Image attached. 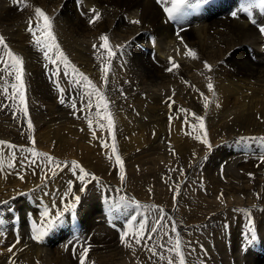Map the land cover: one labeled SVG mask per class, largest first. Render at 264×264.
I'll return each instance as SVG.
<instances>
[{
    "label": "bare ground",
    "instance_id": "6f19581e",
    "mask_svg": "<svg viewBox=\"0 0 264 264\" xmlns=\"http://www.w3.org/2000/svg\"><path fill=\"white\" fill-rule=\"evenodd\" d=\"M24 2L33 7L42 8L53 18L57 41L71 63L88 76L97 87H101L105 95L108 90L102 87L100 64L96 59L97 52L92 46L100 44V35H107L114 48L117 45L124 46L112 61L108 80L109 83H113V94L119 95L115 98L116 105L112 101L109 102V110L115 121L116 144L124 164L142 154L139 158H142L143 162L150 161L158 151L167 148L169 158L171 156L173 160L183 159L193 147L201 143L193 138L197 133L184 123L185 114L179 109L183 108L190 113L194 112L204 117L208 139L213 147L209 151L203 145L205 148H200L189 166L184 168L178 180L180 184L185 182L182 188L189 183L192 185V190L198 192L193 201L200 204L194 203V207L199 209L200 205L205 207V209H198L195 218L194 214L192 216L187 213L189 209L184 211L185 205H191L189 203L192 196L188 195L190 189L184 188L185 193H182L179 198L180 206H177L175 210L176 217L182 211L184 212L183 217H180L182 219H176L178 227L181 228L178 229L185 230L186 234L187 231L192 234L185 243L192 251L187 256L188 264H231L233 262L230 261V256L238 264H245L238 252L242 244L246 248V264H264V162L261 161L264 152L243 150L245 146L264 145V36H261L258 28L251 24L247 14L240 11L241 8L250 3H256L257 0H203L201 4L189 6L184 10L182 22L172 20V27L164 23L158 9L159 6L154 5L153 0H24ZM16 6L18 7H15L13 0H0V35L6 38V42L16 54L24 58L26 80L29 86L34 88L32 89L33 99H28L29 116L35 128L33 134L36 138V146L34 148L44 151L52 147L53 149L49 150L50 153L41 151L52 157L51 152L56 146L54 155L57 159L59 157L70 159L79 155L87 159L90 157L88 152L97 153L100 144L99 148L96 145L89 146L90 141H85L84 135L89 139L91 136L89 133L92 130L111 138L106 128V121L93 124V129H89L86 119L89 114H86L88 109L85 108V89L69 84L74 77L71 74L64 76L62 66V78L58 79L60 86L64 89L65 101L69 99L76 101L77 109H82V111H74L71 106L62 111L64 104L60 103L61 94L57 87L51 96H47L48 99L44 97L40 89H43L45 84L41 70L46 68L45 61L42 54L31 44V35L26 30L27 21L30 18L33 24L36 22L34 12L29 8L21 10L20 3ZM92 8L101 13V19L94 25L88 22L92 16ZM234 12L237 13L235 17L232 15ZM239 12L242 14L240 18L245 21L237 19ZM258 14L259 10L254 9V17L264 22V18L258 17ZM133 19L141 23L132 24L130 21ZM177 31L180 32V36L187 45L197 52L198 60L193 61L184 56L185 49L176 36ZM169 57L180 65V68L174 70L173 73L166 71V68L170 66ZM204 61L213 65V73L204 71ZM47 68H50V65ZM208 75L213 78L214 97L207 91L208 81L205 76ZM9 81L14 82L11 78ZM184 81L188 83L185 84ZM2 83L3 80H0V84ZM200 92L212 100L207 111L203 108ZM170 96L175 103L168 99ZM39 98H46L52 102L51 107L47 105L51 108L49 111L51 120L41 119L40 115L35 112L42 106ZM11 103L0 92V140L17 145L16 149L0 146V233H5L4 240L0 241V264H10V261L13 264H49L47 256L57 264H79V248L74 252L69 251L68 255V251L59 248L53 242L43 247L39 245V242L33 241L31 236L26 237L30 232L28 227L24 226L27 218L26 212L30 214V220L39 223V213L43 208L49 206L53 214L63 209L64 200L71 197L64 195L68 190V183L71 181L73 191H76L80 187V182L70 168L71 159L65 160L64 164L58 163L61 165L59 169H56L54 165H49L46 160L42 162L44 158L41 166L38 164L33 166L32 161L27 162L24 147L29 144L25 143V146L19 144L17 138L20 134L22 138L26 137L24 135L30 132L25 127L26 124L18 127L21 121L13 118L15 112L13 108L2 107V105ZM169 104H172L171 108ZM217 104L219 107L216 106ZM90 112L95 115L96 108H92ZM67 113L75 114V117H70L72 120L79 118L85 120V122L80 121L84 123V126L79 128L70 124L66 127V131H59L57 124L51 121L56 120L57 117L62 119L63 114ZM131 114H134L137 120H130ZM170 116L172 117L171 123L169 122ZM189 119L191 120V117ZM101 124H104L105 128L101 129L99 127ZM185 133L191 134L186 135ZM46 138L54 145L52 146L51 143L49 145ZM67 140L70 143L65 142ZM68 144L70 146L68 150L71 149V152L63 150ZM107 144L110 152L111 141ZM104 150L107 152V148L104 147ZM54 160H56L55 157ZM96 161L99 163L100 159ZM84 162L83 164L90 165V168L96 166L90 158ZM101 162L103 166L96 169L98 176L99 174L104 175L105 177L101 176L102 180L109 179L110 187L118 189V185L114 187L115 185L112 184L120 182V180L117 182L118 178L115 179L116 175L113 173V168L118 166L114 162V157L112 160ZM10 163L12 167L8 166ZM64 165H69V167H64ZM246 167L259 168L263 172H255L254 169L249 172L250 177H245ZM53 170L56 175H52ZM46 174L48 178L45 180L43 178ZM21 175L24 177L23 180L19 178ZM150 179L155 182V178ZM100 189L103 190V188ZM113 189L110 191L114 198L116 193ZM90 190L91 184L88 185L86 193H77L82 197L78 211L85 217L87 226L90 224L91 229L97 228L91 239L86 241L93 249L92 255L89 252L90 261L86 264H92V262L94 264H119L118 260H122L120 264H167L166 260L160 261L156 258L146 260L145 258H148L151 253L145 247L135 245L131 235L128 239L136 248L135 253L125 248L120 239L117 240L114 232L108 231L107 235H103L105 229L109 230L104 226H112L107 222L102 223L104 217L99 214L97 206L100 195L95 192L89 193ZM109 193L107 189L106 194L110 195ZM114 199L119 200V198ZM108 200L102 197V201L109 205ZM172 201L174 202L173 199ZM128 202L125 200L126 205H134L132 209L134 214L131 218L128 217V222L133 224L140 208L136 210L135 204ZM137 202L142 203L139 200ZM53 203L56 207H52ZM13 206L19 210L29 208L26 212L23 210V213H19L22 219L19 218L15 224L20 229V235L16 238L12 236V230L8 226L12 217H16L14 213L17 212L10 211ZM114 206L118 207L117 211L115 213L108 211L105 215L106 221L110 218L113 223L118 222L112 214L121 217H125L126 212L130 214L125 209L124 215L119 205ZM211 207H216L211 219L210 216L204 218L210 215ZM250 221L256 232L254 241L249 240ZM124 222L126 223L127 220ZM17 231L18 229L15 230L16 233ZM242 232L248 238L247 242L236 243ZM193 234H199L197 241ZM18 237L20 243L16 244L13 252L6 251L8 247L15 244ZM27 238L29 243H27ZM153 241L156 240H151L148 245L152 246L157 243ZM199 242H202V245L198 246ZM139 256L144 259L140 257L142 261L139 260ZM126 260L131 262L126 263Z\"/></svg>",
    "mask_w": 264,
    "mask_h": 264
},
{
    "label": "snow or ice",
    "instance_id": "6c2138e0",
    "mask_svg": "<svg viewBox=\"0 0 264 264\" xmlns=\"http://www.w3.org/2000/svg\"><path fill=\"white\" fill-rule=\"evenodd\" d=\"M203 0H156V3L160 6L163 10V13L167 17L168 20H177L178 22H182L183 20V13L184 10L189 6H197L201 4ZM13 3H20L22 5L21 10L23 8H29L34 12L35 24H33L32 18L27 21V32L31 35V44L33 47L39 51L43 59L45 61V67L47 68L48 65L53 66V70H51V75L56 77L57 79L54 81L56 84L57 89L60 92V103L65 104L64 98V89L60 86L59 83V75L61 72V66L63 68L64 76L72 75L74 77V82L77 86H80L85 89V108L89 111L95 106L96 112L95 117L88 115L86 119L88 120V127L89 129H93V118L103 119L106 120V128L107 131L111 134V155L108 157L109 160H112L114 157V162L116 165L119 166L120 172V180L123 182L126 178L125 168H124V161L119 154L117 144H116V135H115V121L112 116L111 111L109 110V100L106 97L105 93L102 91L101 87H97L96 84L93 83L92 80L88 78L83 72H80L78 68H76L71 61L69 60L68 56L65 54L63 49L61 48L60 44L57 41V37L54 31V23L53 18L50 17L42 8L40 7H33L31 4L25 3L24 0H13ZM258 9L259 15L264 18V0H257L256 3H250L246 7L240 9V11L247 14V18L251 22L252 25L256 26L259 30L261 36H264V22L259 21L253 15V10ZM92 16L89 18V24L94 25L101 19V13L97 11V9H91ZM235 17L237 13H232ZM132 24H140L141 21L133 19L130 21ZM183 31V29H181ZM177 38L180 40V43L184 46L185 52L184 56L190 58L191 60L195 61L198 60L197 52L190 48L187 43L184 41L183 37L180 36V32H176ZM100 44L96 45L93 44V49L96 50L97 56L96 59L99 61L100 64V73H101V80L103 81L102 87H107L108 80H109V73L112 67V61L114 58L117 57L118 51L121 50L124 46L117 45L114 47L110 44V39L107 35H100L99 36ZM102 50V51H101ZM0 80H3V83L0 84V92L3 93L4 97L10 100L12 103L10 105H2L3 108L11 107L15 110L14 117L18 118V115H22L26 118L27 127L31 131L33 130V123L31 118L29 117V110H28V101H27V88L25 85V68H24V58L18 54H16L9 44L6 42V38L3 35H0ZM169 67L166 68V71L169 73H173L174 70H178L180 65L176 63L173 58L169 57ZM203 68L206 73H213L214 68L213 65L209 64L207 61L203 62ZM202 75L204 73H201ZM9 78L12 81L10 82ZM207 82V91L211 93L212 96H215V87L213 84V78L211 75L205 76ZM187 84V81H184ZM9 89L11 91L9 92ZM199 91L198 89H194ZM175 92L173 91V96ZM200 96L203 100V108L205 111L210 107L212 104V100L209 99L207 95L203 92H200ZM172 100L170 96L168 98ZM219 107V105H216ZM71 107L74 111H82V109H77L76 101H72ZM169 107H172V104H169ZM180 112L184 113V123L188 124L193 131L197 134L193 136L194 139L199 140L201 144H203L209 151L212 149V144L208 139V132L205 127V120L204 117L198 115L194 112L190 113L188 110L180 108ZM191 117V120L189 119ZM172 117H169V122L171 123ZM101 129L105 128L104 124L99 125ZM189 135L191 133H185ZM29 140L32 141V144L35 145V140L30 135L28 137ZM93 139H96L95 131H93ZM0 146L6 147L8 149H16L17 145L7 143L6 141L0 140ZM103 147L107 148V142L103 143ZM30 154L35 158H44L48 161L49 165H54L56 169L61 168V165L56 163L54 158L48 156L45 153H40L35 150L33 147L32 149H27ZM170 151H172L170 149ZM174 154V153H173ZM15 155V154H13ZM261 161L264 162V157H261ZM35 163V161H32ZM12 167L13 165L10 163L8 165ZM64 167H69V165H64ZM70 168L72 170L73 175L76 179L80 182V187L73 191V184L70 181L68 183V190L64 194L65 197L71 196L72 201L66 202L64 204L63 209L55 211L53 214L52 208L49 206H45L43 210L39 213L40 220L39 223L36 221L32 222V233L31 239L36 242H42L46 236L54 229L59 227V225L63 222V218L67 213H71L72 215L76 214L77 206L81 203V195L77 193H85L88 185L93 181L99 182L97 177L92 175L91 173L87 172L81 165H79L76 161H72ZM52 175H56V172L53 170ZM21 180L24 179L23 175L19 177ZM47 174L43 179H47ZM175 191V189H174ZM222 195V194H221ZM175 198V197H174ZM122 202L124 198H121ZM128 203L135 204L138 208L140 205L135 201H130ZM52 207H56L55 203H53ZM158 218L157 222L154 223L151 228H148L145 222H140L138 227H133L132 224L128 225V230L123 231L120 235V241L125 248L131 249L133 253H135L136 248L133 246L132 242H129V235H131L134 239V244L137 246H142L147 249L148 252L151 253L152 256L158 257L160 261H165L167 264H188L187 256L190 255V249L188 245L184 243L181 238L180 233L177 231L176 225L173 223L171 225V233H174L175 236L169 235L167 231L163 233L164 236H167L168 239L166 243H161L157 241L155 245L149 246L146 241L153 240V236L157 234L161 228L162 222L165 218V211L163 208L158 209ZM249 240L254 241L256 239V232L255 229L251 226V221L249 222ZM151 233V234H149ZM20 240L17 239L15 244L8 247L7 251L9 253L13 252L16 244H19ZM170 245V247H168ZM157 247L164 249L166 248L169 255L165 257L164 255L157 252ZM91 250V245L81 246L79 249V264H86V261L89 260V252ZM10 264L13 262L10 261ZM94 264V262H92Z\"/></svg>",
    "mask_w": 264,
    "mask_h": 264
},
{
    "label": "rangeland",
    "instance_id": "374dc122",
    "mask_svg": "<svg viewBox=\"0 0 264 264\" xmlns=\"http://www.w3.org/2000/svg\"><path fill=\"white\" fill-rule=\"evenodd\" d=\"M16 4L17 3H15L14 5H15V7H18V6H16ZM154 5H156V3H154ZM158 9H159V7H158ZM258 17H261L259 14L257 15ZM170 27H172V26H170ZM51 68V69H50ZM50 68H45V69H41L42 70V76L45 78V84H44V86H43V89H40L43 93H44V97H46L47 99H48V97L49 96H51V94H52V92H55V88H56V84H55V80L57 79L56 77H53L50 73H51V70H53V67L50 65ZM62 74L63 73H61L60 72V75H59V79L61 80V78H62ZM47 75V76H46ZM50 76V77H49ZM61 76V77H60ZM73 77V76H72ZM47 79V80H46ZM24 80H25V85H26V88H27V101H28V99L30 98V99H33V93H34V91L32 92V89L34 90V88H32V87H30L29 86V83L27 82V80H26V76H25V78H24ZM59 80V81H60ZM73 80V79H72ZM72 80H70L69 81V84H71V85H73L74 84V86L76 87L77 85H75V83H73L72 82ZM111 82V81H110ZM109 83V82H108ZM112 83V82H111ZM111 83H109L108 85H107V87H106V90H108V93L106 94V96H108L107 98L109 99V102H113L115 105H116V102H115V98H117L119 95H117V94H113V89H114V87H113V83L111 84ZM48 85V86H47ZM110 90H109V89ZM31 90V91H30ZM47 93V94H46ZM37 96V95H36ZM48 96V97H47ZM114 96V97H113ZM46 98H39V100H40V102H41V108L39 109V110H37V111H35L38 115H40L39 117H41V119L43 118H45V119H50V112L49 111H51V101H48ZM45 101V102H44ZM70 101V102H69ZM69 101H65V104H64V109H62V111H64L65 109H67L68 108V106H71V105H69V104H72V101L69 99ZM43 102V103H42ZM49 103H50V105H49ZM67 104V105H66ZM50 106V107H48V106ZM44 106H46V107H44ZM95 106H93V108H94ZM46 108H47V110H46ZM50 108V109H49ZM46 110V111H45ZM45 111V112H44ZM90 111L89 110H87V113L86 114H89V115H91V116H95L93 113H89ZM41 114H42V116H41ZM47 114H49V115H47ZM46 115H47V117H46ZM75 114H70V113H67V114H63V118L62 119H59L58 117H57V121L56 120H54V121H51L53 124H57L56 126H57V128L59 129V131H66V127L67 126H70V124L71 125H76V126H78L79 128H81V127H83L84 126V123H81L80 121H83V122H85V120H82V118H79V119H77V120H72L70 117L71 116H74ZM45 116V117H44ZM132 116V117H131ZM30 117V116H29ZM75 117V116H74ZM131 118V119H130ZM129 119L130 120H137V117L134 115V114H131L130 116H129ZM32 120V119H31ZM51 120V119H50ZM18 121H21V122H19L18 123V127L20 126H22V125H25V127H27V121H26V118H24L23 116L22 117H18ZM42 121V120H41ZM67 121V122H66ZM69 121V122H68ZM106 120H103V119H96V118H94L93 120H92V123L93 124H98V122L100 123V122H105ZM21 123H23V124H21ZM32 123H33V121H32ZM68 123V124H67ZM79 123V124H78ZM83 124V125H82ZM62 125V126H61ZM65 125V126H64ZM27 129H28V127H27ZM29 130V129H28ZM34 130H35V128H34V123H33V130H29L28 132H30V133H26L24 136H26V137H23L22 138V136H21V134H20V137L19 138H17L16 140H17V142L19 143V144H22V145H26V144H29V145H26L24 148H25V151L27 150V149H30L31 147H34V146H36V144L35 145H33L32 144V141L31 140H29L28 139V137L31 135L32 136V138L35 140V142H36V138H35V135L33 134L34 133ZM106 131L104 130V133H105ZM54 133V132H53ZM34 135V136H33ZM54 135V134H53ZM89 135H91L90 137H89V139H87L86 138V135H84V138H85V141H87V142H89L90 141V143H88V145L89 146H99V144H100V148H99V150H98V152L96 153V152H93V151H91V152H88V155L90 156V157H88L87 159H86V157H84V156H82V155H79L78 157L76 156V157H73V158H70V159H67V158H58L57 159V156H55L54 155V152H55V149H56V146H55V149H54V151L53 152H51L52 153V155L56 158V160H55V162L56 163H62V164H64V162L66 163V161L67 160H70L69 161V163L71 164L72 163V161H76L79 165H81L87 172H89V173H91L92 175H96L95 177H97V179H98V183L96 182V181H93L92 183H90L91 184V190L89 191V193H92V192H95L96 194H99L100 195V197H99V200H98V203H97V206H98V208H99V214L100 215H106V213L108 212V211H110V212H112V213H115L116 211H117V209H118V207L117 206H114V205H119L121 208H122V212H123V214L125 215V213H124V211H125V209L127 210V211H129L130 212V214H128L127 212H126V216L124 217H121V216H119V215H117V214H112V217H114L115 218V220H117L118 222L117 223H113L115 226H112V227H106V226H104L105 228H108L109 230H104L103 231V235H107V232L108 231H112V232H114L115 234H116V236H117V233L119 232L120 234L123 232V231H127V229H128V225L129 224H131V223H129L128 222V217H132V215L134 214V212H133V207H134V205H126L125 204V202H122V200L120 199V198H124V201L125 200H128L129 202L130 201H135V202H137V200H139V201H142V203H139V202H137L141 207H138V208H140L139 209V211H138V213H137V215L135 216V219H134V223L132 224L133 225V227H135V226H137V225H139V223L140 222H145L146 224H147V226H148V228H151V226L154 224V223H156L157 222V218H158V215H159V213H158V209H160V208H163L164 209V211H165V218H164V220H163V222H162V225H161V228H160V230H159V232L157 233V234H155L154 236L155 237H153V239L154 240H156V241H153V243H155V242H157L158 240H160V242L161 243H166V241H167V239H168V237L167 236H164L163 235V233L165 232V231H167L168 233H169V235H171V236H175V234L174 233H171V224H175L176 225V227H177V229L179 228L178 227V222H177V220L176 219H178V218H180V217H183V211L176 217V207L177 206H180L179 205V198L182 196V193L184 194L185 193V189L186 190H188V189H190V191L188 192V195H192L191 196V201H190V203L189 204H191V205H185L184 207H183V209H184V211L185 210H188V214L190 215H192L193 216V214L195 215L196 214V212L198 213V211L202 208V209H205V207H203L202 205H200L201 206V208L199 209V208H196V207H194V203H199V202H194L193 200H194V198H195V196H196V194L198 193V192H194L193 190H192V185L191 184H189V183H187L185 186H184V188H182L183 186H182V184L183 183H185L184 181L182 182V184H180V181H178L179 179H180V177H181V175H182V173H183V171H184V168L186 167H188L189 166V163L193 160V158L195 157V155L198 153V151L200 150V148L202 147V149L203 148H205V147H203V144H200V145H196L195 147H193L192 148V151L187 155V156H185V157H183V159H172L171 158V156H170V158H169V156H167V154L169 153L168 152V148L167 149H163V150H160V151H158V153L154 156H152L151 158L152 159H150V161H147V162H143V159L142 158H139V157H141L142 155H139L138 157H136V159H134V160H129V161H127V162H125V164H124V168H125V174H126V178H125V180L123 181V182H121V180H120V172H119V166H117V167H114L113 168V173L116 175L115 176V179H117V182H118V180H120V182H118L117 184H115V183H112V184H114L115 186L114 187H116V185H118V189L117 188H115V189H113V188H111L110 187V185H109V183H110V181H109V179H104L105 181H103L102 180V177L101 176H103V177H105L104 175H100L99 174V176H98V173H97V171H96V169L97 168H99L100 166H103V164H102V162L101 161H109V156L111 155V148H109V150H110V152L108 151V147H107V152H105V150H104V147H103V143L104 142H107V143H110V141H111V138H110V136H107V135H104V134H101V133H99V132H96L95 131V135H96V139H93V131L91 130V132L89 133ZM102 135V136H101ZM57 136V135H56ZM98 137H100V139L98 138ZM21 138V139H20ZM98 138V139H97ZM108 138H110V139H108ZM24 139V140H23ZM102 139V140H101ZM46 140H48L49 141V145H51L52 144V146L54 145L48 138H46ZM89 140V141H88ZM98 140V141H97ZM108 140H109V142H108ZM26 141V142H25ZM28 141V142H27ZM70 141V140H69ZM93 141V142H92ZM104 141V142H103ZM42 143H45L44 141H41ZM63 142V141H62ZM65 142H67V143H70V142H68V140L67 141H65ZM96 144H95V143ZM26 143V144H25ZM51 143V144H50ZM111 143H112V141H111ZM81 144H83L82 142H81ZM92 144H94V145H92ZM88 145H86V146H88ZM28 146V147H27ZM31 146V147H30ZM101 146H102V148H101ZM30 147V148H29ZM70 146H69V144H68V146H66L65 148L66 149H63V150H65V152H69V150H70V152H71V149H69L68 150V148H69ZM32 149V148H31ZM51 149H53L52 147H50L49 149H47V150H44V151H42V150H39L38 148L37 149H35L37 152H40L41 153V151L42 152H49V150H51ZM103 149V150H102ZM166 152H165V151ZM243 150L244 151H261V152H264V145H261V146H259V147H244L243 148ZM100 152V153H99ZM105 152V153H104ZM50 153V152H49ZM100 155H99V154ZM163 153V154H162ZM26 158H27V162H31V161H35V163H32L31 162V164L34 166V165H39V166H41V165H43V164H41L42 162H44L46 159H44L43 160V158L41 157V159L40 158H35V157H33L31 154H30V152L29 151H26ZM92 154H93V156H92ZM242 154V153H241ZM107 155V156H106ZM52 156V157H53ZM99 156V157H98ZM102 158H101V157ZM159 156L162 158V160H160L161 158H159ZM53 157V158H54ZM84 157V158H83ZM156 157V158H155ZM166 157V158H165ZM74 158H76V159H74ZM91 159L92 160V162H95V164H96V166L95 167H93V168H90V165L89 166H85L83 163H85L84 161H87L88 159ZM94 158V159H93ZM85 159V160H84ZM97 159H100V162L99 163H97ZM138 159H140V160H138ZM170 159V160H169ZM171 159H172V161H171ZM43 160V161H42ZM66 160V161H65ZM81 162H80V161ZM157 160V161H156ZM165 160V161H164ZM42 161V162H41ZM134 161H136V162H134ZM174 161V162H173ZM177 161V162H176ZM46 162H48L47 160H46ZM161 162H163V163H161ZM165 162V163H164ZM170 162V163H169ZM179 162V163H178ZM105 163V162H104ZM139 163V164H138ZM172 163V164H171ZM181 165L180 167H179V165ZM166 166V167H165ZM127 167V168H126ZM165 169H164V168ZM168 169V171H167V169ZM166 171H164V170ZM183 169V170H182ZM244 169V168H243ZM255 168H252V167H246V174H245V177H250L249 176V172L250 171H253ZM177 170H178V172H177ZM115 171V172H114ZM164 171V172H163ZM255 172H263V170H261V169H259V168H256L255 170H254ZM173 172V173H172ZM180 172V173H179ZM164 173H166L167 175H165ZM36 174H38V172L36 173ZM135 174V175H134ZM178 174V175H177ZM170 175V176H169ZM135 178H134V177ZM167 176V177H166ZM117 177V178H116ZM129 177V178H128ZM140 177V178H139ZM166 177V178H165ZM146 178V179H145ZM150 178H155L154 180H155V182H152L151 181V179ZM157 178V179H156ZM165 178V179H164ZM129 179V181H127ZM168 179V180H167ZM183 180H185L184 179V177H183ZM125 181H126V183H125ZM135 181V182H134ZM104 183V184H102V183ZM139 182H141V183H139ZM139 183V184H138ZM142 186H141V185ZM128 186V187H127ZM153 187V188H152ZM100 188H103V190L102 191H104V193H102V196H101V194H100V192H99V189ZM120 188V189H119ZM129 188V189H128ZM152 188V189H151ZM168 188V189H167ZM47 189H49V187H47ZM46 189V190H47ZM107 189H108V191L110 192L109 194L111 195H107L106 193H107ZM110 189L112 190L113 189V191L116 193V195H115V197L114 198H119V200H121V201H117V200H115L114 198H113V193L110 191ZM122 189V190H121ZM174 189H175V191H174ZM145 190V191H144ZM147 191V192H146ZM161 191V192H160ZM87 192V191H86ZM85 192V193H86ZM128 194H127V193ZM118 193V194H117ZM132 193V194H131ZM165 193V194H164ZM170 196H169V195ZM174 194V195H173ZM122 195H123V197H122ZM128 195V196H127ZM126 196V197H125ZM175 196V198H173ZM102 197H104V198H108L109 200L108 201H110V204L108 205L107 203H104L103 201H102ZM132 197V198H131ZM166 197V198H165ZM178 197V198H177ZM171 199V200H170ZM172 199L174 200V202L172 201ZM64 200V199H63ZM68 200V201H67ZM169 200V201H168ZM71 202L72 201V197H70L69 199H66V200H64V203H66V202ZM168 202V203H167ZM173 203V204H172ZM177 203H178V205H177ZM200 204V203H199ZM80 205V204H79ZM79 205L77 206V211H76V214L75 215H72L71 216V213H67L65 216H64V218H63V222L59 225V227H57L56 229H54L52 232H50L49 234H48V237L50 238V241H49V243H51V242H53V243H55L59 248H61V249H64L65 251H68V255H69V251L70 252H74L76 249H80V247L81 246H87V245H89V244H87L86 243V241H89L90 239H91V237H92V235H93V233L97 230V228H93V229H91V225L89 224L88 226H87V224H86V219H85V217L78 211V207H79ZM196 205V204H195ZM191 206V207H190ZM10 208H12V207H10ZM137 207H136V210L138 209ZM195 208V209H194ZM214 208V209H213ZM215 208L216 207H211V209H210V215H207V216H205L204 218H206V217H208V216H210L209 218L211 219V215L214 213V211H215ZM217 208H219V207H217ZM13 209V210H12ZM10 211H12V212H17V213H14L15 215H16V217L19 219L20 217H21V215L19 214V213H23V212H26L27 211V209H29V208H26L24 211L22 210V209H20L19 210V208H15L14 206H13V208H12ZM116 209V210H115ZM124 209V210H123ZM178 209H180V208H178ZM182 209V210H183ZM191 209H193L191 212H189ZM199 209V210H198ZM15 210V211H14ZM19 210V211H18ZM196 210V211H195ZM23 211V212H22ZM168 211V212H167ZM171 211V212H170ZM157 212V213H156ZM145 213H147V214H145ZM227 213V212H226ZM140 215V216H139ZM72 217V219H75V221H76V223H77V227H72L71 225H70V222L68 221V219H67V217ZM149 217V218H148ZM194 218L196 217V215L195 216H193ZM102 218V217H101ZM101 218H97V219H101ZM147 218V219H146ZM20 219H22V218H20ZM96 219V220H97ZM109 219V220H108ZM107 219V221L105 220V219H103L102 220V223H105L106 224V222H111L112 221V219H110V218H108ZM180 219H182V218H180ZM16 220V219H15ZM125 220H127V222L125 223L124 221ZM174 220V221H173ZM28 221V222H27ZM34 220H30V217H27L26 218V223H27V227H28V230L30 231L29 232V234L28 235H26V237H28V236H31V233H32V222H33ZM138 221V222H137ZM31 222V223H30ZM113 222V221H112ZM180 222H182V220H180ZM199 222H201V221H199ZM29 223H30V225H29ZM102 223H100V224H102ZM179 225L181 226V223H179ZM8 226H10V224L8 225ZM30 226V227H29ZM30 228H31V230H30ZM114 228H117V230H113ZM244 228H245V226L243 227V230H244ZM179 229H181V228H179ZM178 229V230H179ZM177 230V231H178ZM179 233H180V235H181V238H182V240L184 241V243H186V239L189 237V236H191L192 234H190V232L189 231H187V234H186V231L185 230H182V231H178ZM114 233H113V235H114ZM150 234V233H149ZM20 235V229L18 228V231H17V234H16V236H19ZM188 235V236H187ZM194 235V237L196 238V241H197V239H198V237H199V234H193ZM244 235V236H243ZM247 237L245 236V233L244 232H242L241 234H240V237L238 238V242H236V243H239V242H241L242 241V243H246L247 242ZM245 241V242H244ZM147 242V244H149V242L150 241H146ZM27 243H29V239L27 238ZM40 245V244H39ZM50 245V244H49ZM150 245V244H149ZM187 245V244H186ZM200 245H202V242H199V245L198 246H200ZM42 246V245H41ZM48 246V245H47ZM189 246V245H188ZM168 247H170V245H168ZM235 247V246H234ZM189 249H190V247H188ZM8 249V248H7ZM7 249H6V251H7ZM246 248L244 247V244H242L241 245V247H240V249H239V254L241 255V258L245 261V264H246V257H245V252H246V250H245ZM72 250V251H71ZM93 249H92V247H91V250H90V252L92 251ZM157 252L158 253H160V254H162V255H164L165 257H167L168 255H169V253L167 252V250H166V248H164V249H161V248H159V247H157ZM162 250V251H161ZM242 250H244L243 252H242ZM5 250L3 251L4 253L6 252ZM242 252V253H241ZM192 253V251H190V254ZM93 253L91 252V255H92ZM67 255V256H68ZM74 255V254H73ZM151 257V259H150V257ZM148 256V258H145L146 260H152L153 258H156V259H158V257H156V256H151V255H149ZM74 257H75V255H74ZM92 257V256H91ZM140 257H141V259L143 260L144 258L142 257V256H139V260H141L140 259ZM132 258V257H131ZM138 260V259H137ZM141 260V261H142ZM145 260V261H146ZM90 261V259L88 260V261H86V263H88ZM230 261L231 262H233L234 264H238L236 261H234V259L230 256ZM118 262H119V264L122 262V260H118ZM126 263H129V262H131L130 260H126L125 261ZM47 263H51V264H57L52 258H50V257H48L47 256ZM233 263H231V264H233ZM60 264V263H59Z\"/></svg>",
    "mask_w": 264,
    "mask_h": 264
}]
</instances>
